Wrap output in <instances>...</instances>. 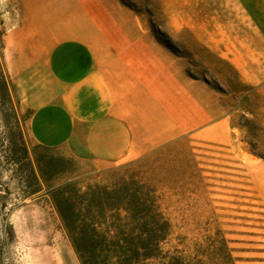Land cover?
I'll return each instance as SVG.
<instances>
[{
    "label": "rangeland",
    "instance_id": "1",
    "mask_svg": "<svg viewBox=\"0 0 264 264\" xmlns=\"http://www.w3.org/2000/svg\"><path fill=\"white\" fill-rule=\"evenodd\" d=\"M39 1L0 0L8 67L19 54L12 31L27 18L44 23ZM87 1L114 17V46L162 48L176 60L178 136L107 167L80 156V125L71 139L48 146L49 154L69 160L51 184H109V169L127 165L119 174L143 184L170 225L156 264L171 257L183 264H264V0ZM30 83L18 94L35 146L30 117L48 98ZM3 128L0 119V135ZM3 155L0 264H79L53 209L43 196H24Z\"/></svg>",
    "mask_w": 264,
    "mask_h": 264
},
{
    "label": "crops",
    "instance_id": "2",
    "mask_svg": "<svg viewBox=\"0 0 264 264\" xmlns=\"http://www.w3.org/2000/svg\"><path fill=\"white\" fill-rule=\"evenodd\" d=\"M39 2L42 27L27 18L11 33L19 54L10 67L5 59L19 93L29 81L48 98L30 117L38 144L67 141L85 125L80 156L108 167L178 136L177 64L165 49L114 46V17L97 2Z\"/></svg>",
    "mask_w": 264,
    "mask_h": 264
},
{
    "label": "trees",
    "instance_id": "3",
    "mask_svg": "<svg viewBox=\"0 0 264 264\" xmlns=\"http://www.w3.org/2000/svg\"><path fill=\"white\" fill-rule=\"evenodd\" d=\"M3 37L0 30V119L4 127L0 150L24 196L45 198L79 264H156L170 225L145 186L133 175L119 174L127 165L109 169L113 183L85 188L72 182L51 184L68 171L69 160L49 154L48 146L30 145L27 116L21 112L17 87L7 69ZM165 264L183 261L171 257Z\"/></svg>",
    "mask_w": 264,
    "mask_h": 264
}]
</instances>
